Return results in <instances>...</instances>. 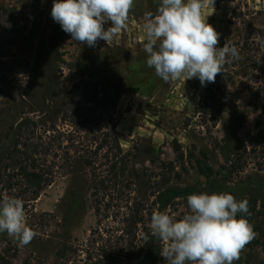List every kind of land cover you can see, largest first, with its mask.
Instances as JSON below:
<instances>
[{
  "label": "rangeland",
  "instance_id": "1",
  "mask_svg": "<svg viewBox=\"0 0 264 264\" xmlns=\"http://www.w3.org/2000/svg\"><path fill=\"white\" fill-rule=\"evenodd\" d=\"M219 1L205 8V15L211 14L208 23L220 33L217 47L228 41L242 48L241 40L246 37L248 50L243 54L250 60L244 67L232 60L224 65L223 73L229 78L214 92L217 104L201 105L205 114L197 109L206 94V86L198 78L181 79L185 100L167 102L174 82H164L147 66L143 48L144 14H155L160 0H135L127 28L113 41L101 40L95 47L72 40L52 19L51 79L44 111L38 116L23 95L42 52L43 13L49 0H0V9L9 13L5 31L0 30L2 40H7L0 48L4 56L0 58V78L8 76L3 70L11 68L16 75L9 80L12 76L20 79L15 86L0 82V156L16 141L11 127L27 120L61 126L58 112L73 84L99 82L110 94L119 92L112 116L120 147L132 154V169L148 175L136 182L132 198L155 201V211H166L177 219L189 211L187 196L194 193L226 192L237 201L253 199L260 213L250 221L256 235L234 264H264V63L255 61L257 56L264 61V50L254 36L264 37V0H227L233 2L218 16L214 6L219 7ZM21 26L19 35L16 30ZM110 26L109 21L105 29ZM42 131L37 134L43 135ZM162 164L173 165L178 178L174 180L172 173L164 183ZM210 185L215 186L213 191ZM88 186L87 172L79 163H73L69 174L56 175L25 208L27 224L37 236L19 247L6 232L0 233V255L10 264L96 263L88 260L89 255L95 257L119 233L109 219L102 220L99 233L90 236L98 225ZM179 191L184 195H177ZM5 194L13 196L16 191L6 190L2 197ZM65 247L71 251L59 256L58 250ZM155 264L166 261L160 255Z\"/></svg>",
  "mask_w": 264,
  "mask_h": 264
},
{
  "label": "clouds",
  "instance_id": "2",
  "mask_svg": "<svg viewBox=\"0 0 264 264\" xmlns=\"http://www.w3.org/2000/svg\"><path fill=\"white\" fill-rule=\"evenodd\" d=\"M135 0H53L51 17L71 39L89 47L101 40L113 41L128 26ZM214 0H160L156 13L144 14L143 45L146 64L164 82L198 78L201 86L215 82L224 65L243 57L228 41L217 47L220 33L208 23L204 9ZM111 26L105 29V24ZM264 50V37L255 34ZM262 56L256 63H264ZM187 214L174 218L166 211H153L150 236L162 242L160 255L166 264H234L256 233L246 218L249 201L226 192L187 196ZM241 214L237 218V214ZM27 246L37 236L28 226L22 199L0 198V233Z\"/></svg>",
  "mask_w": 264,
  "mask_h": 264
},
{
  "label": "trees",
  "instance_id": "3",
  "mask_svg": "<svg viewBox=\"0 0 264 264\" xmlns=\"http://www.w3.org/2000/svg\"><path fill=\"white\" fill-rule=\"evenodd\" d=\"M8 15V11L0 9L2 31L7 27ZM16 33L22 35L23 27L17 28ZM247 39L243 37L242 48L238 49L243 58L235 62L242 67L250 60L243 54L248 50ZM5 43L7 40H2L0 36V48ZM231 45L236 47L235 44ZM2 55L0 51V58L4 57ZM3 71L8 76L0 78V82L13 86L20 83L16 76L9 80L10 75H16L11 68ZM228 78L221 73L217 75L215 82L208 83L204 100L197 109H202L201 105L209 108L207 105L217 104L214 92H218L221 81ZM118 96L119 92L110 94L109 88L99 82L80 80L70 88L59 109L61 126H45L46 123L27 120L11 127L16 141L5 156H0V198L6 190L16 191L13 196L22 199L26 208L53 182L56 175L69 174L73 163H79L87 172L88 195L98 225V228L90 231V236L99 233V223L102 220L109 219L116 224L114 231L119 233L112 243L106 242L104 247L95 252V257L89 255L88 260L95 259L96 263L93 264H155L160 256V241L155 238L145 241L144 236L146 233L150 236V218L157 203H145L136 197L132 198V194L136 192V182L148 175L144 171L133 170L132 154L120 147L112 116ZM198 113L206 112L202 109ZM41 128L43 135L37 134ZM162 167L165 171L162 176L164 183L170 181L169 175L172 173L174 180L178 178L173 165L162 164ZM210 187L213 191L215 186ZM177 195H184V192L179 191ZM247 200L250 215L246 218L250 222L260 213L256 201ZM123 210L128 213H122ZM240 216L238 213L237 218ZM68 251L71 250L66 247L58 250L59 256L67 255ZM0 264L10 262L0 255Z\"/></svg>",
  "mask_w": 264,
  "mask_h": 264
},
{
  "label": "water",
  "instance_id": "4",
  "mask_svg": "<svg viewBox=\"0 0 264 264\" xmlns=\"http://www.w3.org/2000/svg\"><path fill=\"white\" fill-rule=\"evenodd\" d=\"M52 2L53 0H49L43 13L45 24L42 34V52L39 62L30 82V87L23 95L24 100L35 110L38 116L44 111L45 98L51 79V47L54 32L53 21L50 15Z\"/></svg>",
  "mask_w": 264,
  "mask_h": 264
},
{
  "label": "built area",
  "instance_id": "5",
  "mask_svg": "<svg viewBox=\"0 0 264 264\" xmlns=\"http://www.w3.org/2000/svg\"><path fill=\"white\" fill-rule=\"evenodd\" d=\"M181 87H182L181 80H178L172 84L171 90L168 94L169 98L167 102H169L170 100H177L179 103H181L183 100H185V96L181 91Z\"/></svg>",
  "mask_w": 264,
  "mask_h": 264
},
{
  "label": "crops",
  "instance_id": "6",
  "mask_svg": "<svg viewBox=\"0 0 264 264\" xmlns=\"http://www.w3.org/2000/svg\"><path fill=\"white\" fill-rule=\"evenodd\" d=\"M144 0H141V2H143ZM232 2L233 1H227V0H220L219 1V7H217V6H214V13H215V15H221L222 13H224L225 11H226V9H227V6L229 5V4H232ZM223 11V12H222ZM206 11H205V9H204V13H205Z\"/></svg>",
  "mask_w": 264,
  "mask_h": 264
}]
</instances>
